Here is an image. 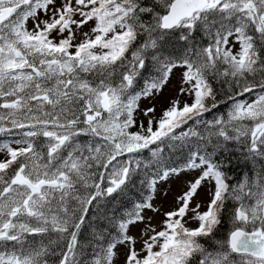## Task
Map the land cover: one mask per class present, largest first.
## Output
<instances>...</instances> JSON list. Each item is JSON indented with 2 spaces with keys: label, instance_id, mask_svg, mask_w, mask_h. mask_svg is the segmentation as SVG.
<instances>
[{
  "label": "snow or ice",
  "instance_id": "1",
  "mask_svg": "<svg viewBox=\"0 0 264 264\" xmlns=\"http://www.w3.org/2000/svg\"><path fill=\"white\" fill-rule=\"evenodd\" d=\"M178 68L191 102L177 97L159 117L148 107L137 124L141 98ZM212 81L228 88L227 118L203 119L225 102ZM229 144L264 160V0H0V264H115L121 245L124 264H264V170L230 185L216 159ZM192 172L137 251L130 226L159 211V182ZM108 198L119 201L104 217L115 232L93 229L82 244L90 209ZM229 198L232 227L210 250L201 241Z\"/></svg>",
  "mask_w": 264,
  "mask_h": 264
},
{
  "label": "trees",
  "instance_id": "2",
  "mask_svg": "<svg viewBox=\"0 0 264 264\" xmlns=\"http://www.w3.org/2000/svg\"><path fill=\"white\" fill-rule=\"evenodd\" d=\"M199 39V36H198ZM204 44L207 43V40L205 39L203 41ZM149 72L144 73V77L141 78L138 81L137 85V91L140 90V88L144 85V79L148 78ZM213 87L215 88L217 92V100L225 101L227 103H220L217 109H213L212 112L205 113L203 119L206 120H212L215 116L223 115L225 118H227V113L231 107V101L227 100L226 93H228V88L226 85H221L220 83H217L216 81H212ZM249 95H245L247 97ZM244 97H241L240 99H243ZM227 112V113H226ZM213 113V114H212ZM169 150L165 148V153L168 154ZM141 173L145 171L143 169V163L151 160L150 153L145 150L141 157ZM216 159L218 161H224V170L226 174L229 177L228 183L230 185L237 184L245 174L248 175L250 180H254L256 178L255 174L258 171L264 170V160H257L255 163V166L251 161H245L241 154L236 151V146L234 144H229L226 151H222L217 154ZM111 198H108V200H101L99 201V208H91L88 216L86 217L85 223L82 225L80 234H79V241L82 244H87L89 241L92 240L93 236V229H102V228H109V231L115 232L114 228H110L107 224V221L104 219L106 215L112 214V209L114 207H119V201H113L111 204L108 202ZM124 203H127V200H124ZM237 207V202L232 200L231 198L225 200L224 202V209L221 213L222 223L217 226L216 230L214 231V234L212 237H207L202 239V243L205 244L207 248L210 250L215 248V241L217 240H225L229 230L232 227V221L231 217L233 214V210ZM85 256L84 259L90 258L92 249L91 247L85 248ZM53 259L58 260L59 257H55ZM238 260L239 257H236Z\"/></svg>",
  "mask_w": 264,
  "mask_h": 264
},
{
  "label": "rangeland",
  "instance_id": "3",
  "mask_svg": "<svg viewBox=\"0 0 264 264\" xmlns=\"http://www.w3.org/2000/svg\"><path fill=\"white\" fill-rule=\"evenodd\" d=\"M93 26L92 22H90L88 25H86L82 31L88 32L90 28ZM28 27H32L31 20L28 22ZM234 51L239 50L238 44L235 45ZM184 69L178 68L175 69L173 74L170 76L169 81L167 84L163 87L162 91L155 92L150 97H142L139 101V109L136 113H134L137 124H139L140 121H144L145 124L147 123V118L143 115V110L148 107H155L156 109V116L159 117L162 113V111L169 106L170 102L173 99H176L179 97L181 102H191L192 98L185 95V96H179V89L182 86V73ZM186 87V85H183ZM256 97L250 96L246 100L251 103L252 100H254ZM137 128H132L130 131H136ZM0 158H2V155H0ZM198 173L192 172V173H184L181 174L179 177H173L169 179L168 181H161L159 182L157 186V192L153 197V206L159 211H152V210H146L145 215V221L142 223H137L134 226H130V232L129 235L133 236L137 243L135 245L137 251H139L142 247V241L143 237V231L145 229V225L148 223L149 218L151 219V225L152 227L156 228L157 231H159L162 227L164 215L163 213L166 211L173 210L177 206V198L182 194V192L186 189L187 182L191 179H193ZM211 185L204 184L203 187L199 191V195L195 198L193 202V206H195L196 203H199L201 205V211L207 210V204L211 199V192H210ZM187 227L195 228L198 226V222L189 219L188 223L186 225ZM117 256L115 258V264H124L125 261V255L127 252V248L123 245L119 246L117 249Z\"/></svg>",
  "mask_w": 264,
  "mask_h": 264
},
{
  "label": "bare ground",
  "instance_id": "4",
  "mask_svg": "<svg viewBox=\"0 0 264 264\" xmlns=\"http://www.w3.org/2000/svg\"><path fill=\"white\" fill-rule=\"evenodd\" d=\"M248 95V94H247ZM245 98V97H244ZM225 103H227V102H225ZM217 109V108H216ZM227 113V112H226ZM213 114V113H212Z\"/></svg>",
  "mask_w": 264,
  "mask_h": 264
}]
</instances>
